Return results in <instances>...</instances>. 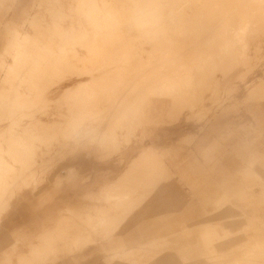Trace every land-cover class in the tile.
I'll return each instance as SVG.
<instances>
[{
	"label": "rangeland",
	"instance_id": "1",
	"mask_svg": "<svg viewBox=\"0 0 264 264\" xmlns=\"http://www.w3.org/2000/svg\"><path fill=\"white\" fill-rule=\"evenodd\" d=\"M102 1L97 0L100 7L86 3L90 5L81 8L77 0H0L4 198L9 200L24 188L33 203H40L39 209L55 205L72 227L83 225L85 213L101 202L83 192L96 195L99 183L113 182L138 155L136 146L154 143L164 161L179 165L171 167L172 174L154 176L157 204L142 202L119 231L126 246L154 233L170 234L168 242L156 248L174 252L180 241L196 242L203 253L198 264H227L240 258L241 264H264V221H256L236 205L243 189L251 187L247 201L264 219V129L257 128L249 112L257 102L264 104V0H153L159 4L157 15L140 12L126 20H117L105 10L119 1L124 8L137 10L144 0H106L107 6ZM79 8L89 10L84 13ZM65 16L70 19L64 20ZM51 23L59 24L56 32L52 33ZM36 31L44 32L43 39L36 37ZM15 32L34 41H27L22 57L5 47ZM74 75L89 79L76 86L77 80L65 82ZM155 97L166 103L163 116L150 121L146 115ZM222 112L233 131L224 127L220 134L202 137L198 127ZM58 127H63L60 132ZM163 133L168 138L158 140ZM116 137L130 141L117 152L106 149ZM229 158L255 165L243 178L227 180L219 168ZM136 164L131 173L137 172ZM182 165L190 171L204 170L201 187L192 188L181 180ZM32 186H37L33 192ZM114 188L104 199L130 198L129 193L122 194L121 184ZM5 206L0 212V240L6 241L0 250L9 249L13 264H18L19 256L28 255L41 239L37 232L21 230L19 217L6 231ZM215 206L228 211L204 212ZM97 224L106 228L108 223L99 218ZM179 225L188 228L180 238L173 237ZM205 225L216 226L207 238ZM72 227L51 234L58 242L56 255L40 264H106L102 254L86 247L87 255L80 256L79 247H72L76 236Z\"/></svg>",
	"mask_w": 264,
	"mask_h": 264
},
{
	"label": "crops",
	"instance_id": "2",
	"mask_svg": "<svg viewBox=\"0 0 264 264\" xmlns=\"http://www.w3.org/2000/svg\"><path fill=\"white\" fill-rule=\"evenodd\" d=\"M88 79V76L74 75L65 82L77 80L73 85L76 86L83 82H87ZM165 103V99L155 97L152 102V108L146 115L147 118L152 121L157 115L158 117L163 116L162 105ZM249 112L253 115L257 128L260 130L264 129V104L257 102L255 105L249 107ZM176 118H178V116ZM224 127L229 128L228 133L233 131L232 122H227L225 120V113L222 112L209 119L207 123L198 127L197 130L202 137H208L213 133L220 134L222 128ZM140 131L144 136H146L142 129H140ZM163 136L164 137H159L158 140H165L168 138L165 137L166 133H163ZM142 139L143 137H141L140 140ZM129 141V137H116L115 141L112 144L107 145L106 149H110L112 152H117L121 149L120 146L122 143H126L127 145ZM97 148L100 150L104 149L101 146ZM136 148L140 149L138 155L133 157L134 159L130 162L128 167L125 168L113 182L99 183L96 195H92L87 191L83 192L84 195H90L93 199L101 201L99 204L93 205L91 212L85 213L84 218L81 220L84 223L83 225L81 224L72 227V225H70L71 222L67 221L69 218L67 216H63L62 214H58L60 208H57L55 205L39 209L40 203H33L32 199L29 198V195L26 192H23L24 188H20L12 194V196H9V200L5 199V194L3 195L2 192V183L0 182V212L2 211L4 204H6L4 209L6 210L5 213H7L4 225L6 231L11 227L12 222L19 217L22 222L20 226H24L21 230L27 229L28 231L37 232L39 234V238L41 239L40 243L32 244L28 255L19 256L18 264H40L45 262L50 254L56 255L55 252L58 242L53 239L51 234L53 232L70 229L71 227L75 230H80V232H75V230H73V232L76 233V236L72 239V247H79L78 251L81 252L80 256L83 257L87 255L83 252L86 247L94 252H99L98 254H102V261L106 264L114 262H124L129 264H198L201 262L202 259L199 258V256L203 255V253L197 248L196 242L188 243L180 241V243H178L180 248L174 249L173 252L171 250H165L164 247L156 248L158 246H164L168 242L170 234L154 233L149 237V239L137 242L135 246L129 247L126 246V242L118 235L119 231L126 226L142 202L149 201L150 205L157 204V199L153 196L156 191V186L151 183L153 178H155L154 176H156V174H172L171 167L175 168L179 165H177L176 162L164 161V159L160 157L161 154L157 151L158 148L154 143L136 146ZM244 148L247 147L245 146ZM254 163L255 162L253 161H237L236 159L233 160L229 158L224 162H221L219 171L223 176H225V178H227V180H234L238 176L243 178V175L253 168L255 165ZM135 164L137 165V172L131 173L130 170L133 166L135 167ZM144 165L146 166V169H143ZM251 171H253L255 176L259 178V175L254 170ZM22 172H25V170L17 169V173ZM203 172L204 170L201 169L190 171L188 166L183 167V165L179 169V174L182 178L181 180L192 188L201 187V182L204 178ZM194 173H196V177H192V174ZM119 184H121L122 187V194L127 192L129 193L130 198L124 200L122 199L120 201L115 199L108 201L104 199V197H111L110 193L116 190L115 188L113 189V187ZM15 186L17 187L18 185ZM36 188L37 186H32L31 191L33 192ZM251 191V187H245L242 191V199L237 201L236 205L242 212H250L256 221H264L257 206H252L251 203L247 201L251 197ZM205 203L208 204L209 202L205 201ZM171 204L174 205L179 203L173 202ZM19 205L21 208H18ZM66 210L70 209L67 207ZM226 211H228V209L222 210V208L215 206L210 210H205L204 212L214 214L218 212L224 213ZM99 218H104L107 221L108 224L106 228H102L97 224ZM204 223L207 222H199L198 224ZM185 228L188 227L185 225L175 227L174 229H177L175 231L177 234H172L173 237L180 238L184 234L182 231ZM212 230H216V226L205 225L203 227L204 238H207V236L212 234ZM94 235H97L96 238L91 239ZM5 241L6 240L4 239L0 240V245ZM257 243L259 242H256L255 245ZM11 247L12 246H10V248ZM5 248L6 247L0 250V264H13L10 255L11 252H9V249ZM71 251L74 250H70V252ZM189 252L192 254H186ZM206 259L210 260L209 257H206ZM227 264H241V258L233 262H228Z\"/></svg>",
	"mask_w": 264,
	"mask_h": 264
},
{
	"label": "bare ground",
	"instance_id": "3",
	"mask_svg": "<svg viewBox=\"0 0 264 264\" xmlns=\"http://www.w3.org/2000/svg\"><path fill=\"white\" fill-rule=\"evenodd\" d=\"M131 1H133V0H131ZM135 1V0H134ZM77 2H78V5H80V7L82 8V6L83 5H85V6H89L90 4L92 5V6H96V7H100L101 6V3H98L97 2V0H77ZM103 3H104V5L103 6H107L108 4H109V2H108V4H106L107 2H106V0H105V2L104 1H102ZM122 2H124V1H122ZM156 2H158V1H156ZM156 2H154L153 0H144L143 2H142V4H141V6L137 9V10H133V11H131V9L129 8V7H127V8H124L125 6H124V4L123 3H121L120 1L118 2L119 4H118V6H115V8H110L109 10H105V11H107L108 12V15H110L111 13L112 14H114V17L117 19V20H123V19H125V18H127V19H129V14H134V13H139V14H141V13H148V12H151V13H153L154 11H155V13H156V15H157V12H156V5H159V4H157ZM65 3V2H64ZM86 3H90V4H87L86 5ZM102 3V4H103ZM70 5V4H69ZM110 5V4H109ZM62 6V5H61ZM124 6V7H123ZM79 7V6H78ZM96 7H93V9L94 8H96ZM88 8V7H87ZM103 8V7H102ZM106 8H108V7H106ZM80 9V8H79ZM78 10V9H77ZM84 10V13H86V11H88L87 9H83ZM82 9H80V11H83ZM86 10V11H85ZM95 10H97V11H99V14L101 13L100 11H101V8H98V9H95ZM103 10V9H102ZM72 11V10H71ZM79 11V10H78ZM79 11V12H80ZM94 11V10H93ZM93 11H92V13H93ZM104 11V10H103ZM104 11V12H105ZM76 12V11H75ZM95 12V11H94ZM104 12H103V14H104ZM141 12V13H140ZM82 13V12H81ZM81 13H79V14H81ZM83 13V14H84ZM90 13H91V9H90ZM106 13V12H105ZM203 13V12H202ZM88 14V13H87ZM94 14H96V13H94ZM98 14V13H97ZM102 14V15H103ZM112 14H111V16H112ZM154 14V13H153ZM88 15H90V14H88ZM87 15V16H88ZM106 16H108L107 14H105ZM128 15V16H127ZM148 16L150 15V13L149 14H147ZM156 15H154V16H156ZM63 16V15H62ZM71 15H69V17H70ZM80 16H82V15H80ZM86 16V17H87ZM91 16V15H90ZM95 16V15H94ZM66 17H67V20L68 19H70L68 16H65V18H64V20L66 19ZM93 17V16H92ZM113 17V16H112ZM90 18V17H89ZM94 18V17H93ZM92 18V19H93ZM154 18V17H153ZM23 19V18H22ZM59 19V18H58ZM97 19V18H96ZM60 20H61V18H60ZM77 20H78V18H77ZM126 20V19H125ZM145 20V19H144ZM72 21V20H71ZM91 21V20H90ZM188 21V20H187ZM88 22V21H87ZM84 23V22H83ZM227 23V22H226ZM57 24V23H56ZM56 24L55 23H51L50 25H51V31H52V33L55 31H57V26L59 25H57L56 26ZM114 24V23H113ZM148 24V23H147ZM132 25V24H131ZM62 26V25H61ZM243 26H245V25H243ZM50 27V26H49ZM49 27L48 28H46V30H45V32H48V38L46 37V39H47V41H48V39H49V33H51V32H49L50 30H48L49 29ZM71 27V26H70ZM140 27V26H139ZM36 28L37 27H33V30L35 29L36 30ZM112 28V27H111ZM38 29V28H37ZM67 29V28H66ZM70 29H72V28H70ZM239 29V28H238ZM39 30V29H38ZM48 30V31H47ZM60 31H61V28H60ZM239 31V30H238ZM59 32V31H58ZM57 32V33H58ZM62 32V31H61ZM42 33H44V32H42ZM42 33H40V32H38V31H36V37L38 38V37H42V38H40V39H43V36H42ZM85 33V32H84ZM87 34H88V32H86ZM56 34V33H55ZM55 34H54V36H55ZM65 34H67V33H65ZM77 34V33H76ZM80 34H83V32L81 33L80 32ZM45 35H47V34H45ZM50 35H52L51 37H53V34H50ZM74 35V34H73ZM68 36V35H67ZM83 36V35H82ZM200 36V35H199ZM232 36V35H231ZM55 37H59V35L57 36H55ZM71 37V36H70ZM76 37V36H75ZM56 38V39H57ZM62 38V37H61ZM68 38V37H67ZM77 38V37H76ZM80 38V37H79ZM85 38V37H84ZM207 38V37H206ZM52 38H50V40H51ZM169 39V38H168ZM67 40V39H66ZM206 40V39H205ZM27 41H30V43L29 44H34V41H32V39L29 37V36H27V35H22V34H19L18 32H15V33H13L11 36H10V38H8V40H7V42H6V45H5V47H10V48H12V49H15L16 50V52H17V56H21L22 57V55L23 54H25V49H26V43H27ZM32 41V42H31ZM67 41H69V39L67 40ZM75 41V40H74ZM82 41H84V40H82ZM51 42H52V40H51ZM56 42V41H55ZM70 42H71V40H70ZM69 42V44H71ZM54 43V42H53ZM67 43V42H66ZM64 44H65V41H64ZM122 44V43H121ZM174 44V43H173ZM187 45V44H186ZM207 45V44H206ZM51 46V45H50ZM188 47V46H187ZM208 47V46H207ZM173 48V47H172ZM183 48V47H182ZM165 49V48H164ZM165 52V51H164ZM26 53H28V52H26ZM71 53V52H70ZM183 53V52H182ZM91 54V53H90ZM179 56H180V54H179ZM178 57V56H177ZM176 57V58H177ZM42 58V57H41ZM14 59H16V57L14 58ZM36 61V60H35ZM45 62V61H44ZM92 62V61H91ZM101 62V61H100ZM48 64H50V63H48ZM63 127H58V130H57V128H56V130H57V132H60V130L62 129ZM56 132V133H57ZM100 135V134H99ZM263 244V243H262ZM263 246V245H262ZM249 257V256H248Z\"/></svg>",
	"mask_w": 264,
	"mask_h": 264
}]
</instances>
